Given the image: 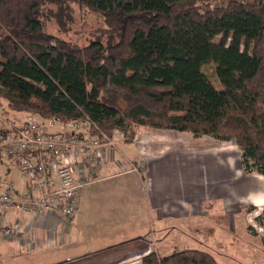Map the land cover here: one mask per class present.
Segmentation results:
<instances>
[{"label": "trees", "instance_id": "1", "mask_svg": "<svg viewBox=\"0 0 264 264\" xmlns=\"http://www.w3.org/2000/svg\"><path fill=\"white\" fill-rule=\"evenodd\" d=\"M52 3L97 13L118 42L47 33L37 16ZM0 89L11 111L88 118L132 143L140 129L233 142L243 172L264 178V0H0ZM141 264L219 263L192 249Z\"/></svg>", "mask_w": 264, "mask_h": 264}, {"label": "crops", "instance_id": "2", "mask_svg": "<svg viewBox=\"0 0 264 264\" xmlns=\"http://www.w3.org/2000/svg\"><path fill=\"white\" fill-rule=\"evenodd\" d=\"M0 105L1 109L9 110L6 101L0 99ZM169 132L140 129L133 143L124 139L116 149L105 150L103 178L91 184V191L84 194L82 190L78 197L79 212L68 220L73 230L58 213L42 219L10 213L5 223L18 225L24 235L18 240L0 236V264L24 256L35 264H141L149 246L162 256L177 250H198L195 240L206 238L207 242L213 208L229 216L242 208L248 214L261 212L258 221H264V178L243 172L233 142ZM130 164L145 165L137 174L142 170L158 176L165 170L172 172V177H161L162 187L153 194L154 200L148 206L130 190L136 184L134 177L139 179L143 173L131 174L128 180L112 181L130 174L126 172ZM12 169L16 170L18 180L10 176ZM0 179L16 192L24 191L25 184L13 163H0ZM240 190L246 193L243 202ZM234 192L239 195L236 199H232ZM210 203L211 208L207 207ZM251 220L244 218L246 224ZM149 222H155L150 231L152 237L146 234ZM90 226L91 231L87 229ZM87 234L91 236V249L70 248L83 237L88 238ZM105 242L109 245L104 246ZM64 245L66 249L62 250Z\"/></svg>", "mask_w": 264, "mask_h": 264}, {"label": "built area", "instance_id": "3", "mask_svg": "<svg viewBox=\"0 0 264 264\" xmlns=\"http://www.w3.org/2000/svg\"><path fill=\"white\" fill-rule=\"evenodd\" d=\"M124 139L119 130L108 137L88 118L63 123L0 108V163H13L25 184L18 193L0 179V236L18 240L24 235L18 225L5 223L10 213L34 219L58 213L68 225L79 212L83 188L103 178L105 150ZM142 168L131 165L126 172Z\"/></svg>", "mask_w": 264, "mask_h": 264}, {"label": "rangeland", "instance_id": "4", "mask_svg": "<svg viewBox=\"0 0 264 264\" xmlns=\"http://www.w3.org/2000/svg\"><path fill=\"white\" fill-rule=\"evenodd\" d=\"M37 18L43 21L47 33L81 47L87 46L93 41L100 42L103 46H108L115 44L119 40L117 33L106 31V25L103 23L104 20L100 15L88 11L87 9H80L73 4L61 6L52 3L40 11ZM219 39L220 38L217 37L215 42H218ZM203 72L213 84L218 87L215 68L213 66H206L204 67ZM195 159L198 160L196 157ZM142 166L145 167L143 164ZM142 171L141 173H143ZM141 173H125L122 174V176L120 175L121 177L113 179L112 181L117 182L125 178L128 180L132 175L141 176ZM143 175L144 176L139 179L134 177V182L136 181V184L132 185L130 190L138 200L142 201L145 206H148L152 199L154 200L153 194L158 191L159 187H162L160 182L161 177H172V172L165 170L160 176H158L144 171ZM10 176H12L14 180L19 179L15 169L11 170ZM91 188V184L85 186L83 188L84 194L87 191H91ZM171 188H173V185L170 186V189ZM239 195L240 201L243 202L246 193H241L240 190ZM239 195L234 192L232 199L238 198ZM83 202L84 200H82V203ZM122 203L126 204L125 200H122ZM217 203L220 204V202ZM211 204L213 203H210V205L208 204L207 207L211 208ZM216 207H220V205H217ZM217 209L218 208H213L211 210L212 213L208 220V224L212 229L208 233L207 242L206 238H202V240L197 238L195 240L198 243L197 249L212 254L219 264H264V221H258L261 212L260 214L255 212L248 214V212H245V210L243 211L242 208L240 209V212H233V214L229 216L225 215L224 212L223 214L219 213ZM245 217H248V220L252 219L251 221H248L250 223L246 224L244 222ZM254 217H256L257 222H255ZM262 218L264 220V214ZM260 223H262V225ZM69 227L73 230V226L70 223ZM154 227L155 222L152 224L149 222L147 225L146 234L150 235V237H152L150 231H152ZM249 227L255 232V235L249 231ZM215 228H219L218 231L213 230ZM87 229L91 231V226ZM151 239L154 238H150V240ZM152 242H154V240ZM67 245H64L62 250H65L66 248H63ZM107 245H109V243L105 242L104 246ZM90 246L91 236L88 235V238L85 239L83 237L80 243L72 245L70 248L80 251L87 247L88 249H91ZM14 261H12L13 264L37 263L32 259L30 260L27 256L17 258ZM12 262L8 263L4 261L3 264H12Z\"/></svg>", "mask_w": 264, "mask_h": 264}, {"label": "water", "instance_id": "5", "mask_svg": "<svg viewBox=\"0 0 264 264\" xmlns=\"http://www.w3.org/2000/svg\"><path fill=\"white\" fill-rule=\"evenodd\" d=\"M0 91H1V89H0Z\"/></svg>", "mask_w": 264, "mask_h": 264}]
</instances>
